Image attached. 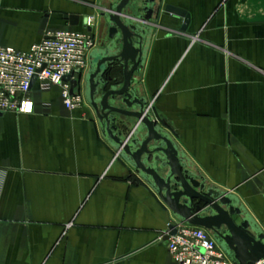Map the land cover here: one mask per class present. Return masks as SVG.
Returning a JSON list of instances; mask_svg holds the SVG:
<instances>
[{
  "label": "crops",
  "instance_id": "0c3cea01",
  "mask_svg": "<svg viewBox=\"0 0 264 264\" xmlns=\"http://www.w3.org/2000/svg\"><path fill=\"white\" fill-rule=\"evenodd\" d=\"M145 1L130 0L124 14ZM116 2L0 0V48L27 51L46 32L83 29L94 17L87 31L98 57L103 11ZM167 5L190 16L185 31ZM156 8L130 90L185 169L231 199L241 210L233 219H246L249 235L252 228L264 235V0H156ZM94 56L79 77L81 108L67 110L53 88L31 92V114L0 113V264H176L164 236L179 220L86 103ZM110 67L111 86L120 87L124 71ZM112 116L116 133L130 140L135 119Z\"/></svg>",
  "mask_w": 264,
  "mask_h": 264
},
{
  "label": "water",
  "instance_id": "95a60500",
  "mask_svg": "<svg viewBox=\"0 0 264 264\" xmlns=\"http://www.w3.org/2000/svg\"><path fill=\"white\" fill-rule=\"evenodd\" d=\"M114 5L103 11L106 44L101 46L98 57L91 53L90 72L84 79L85 100L94 110L106 138L125 157L131 167L151 183L160 200L176 215L179 223L201 227L210 231L219 246L233 264H264V235L252 228L254 236L248 234L250 223L244 219L236 224L233 217L241 216V210L232 205L224 194L205 188L185 169L170 138L156 125L146 112V103L131 92L132 76L143 63L145 40L150 34V21L154 16L156 0L141 2L137 16L124 14L130 0H115ZM164 11L183 20L181 31H185L190 16L182 9L165 6ZM69 25H79L78 16H66ZM46 18L43 20V24ZM124 71L121 86L109 75L110 66ZM80 78H64L70 84V94L80 90ZM34 81V80H33ZM102 92V95H100ZM116 101L121 107L116 106ZM112 115L133 118L136 121L133 136L124 140L116 133ZM145 130V134H139ZM152 145V146H151ZM158 170H166L164 177ZM204 215V216H203ZM174 225L169 226L168 236L175 234Z\"/></svg>",
  "mask_w": 264,
  "mask_h": 264
},
{
  "label": "built area",
  "instance_id": "2783aa9c",
  "mask_svg": "<svg viewBox=\"0 0 264 264\" xmlns=\"http://www.w3.org/2000/svg\"><path fill=\"white\" fill-rule=\"evenodd\" d=\"M94 21V17H88L83 29L48 31L27 51L0 48V113L31 114V92L53 88L59 89L61 103L67 110L81 108L84 99L80 94H70V84L64 78L77 80L87 68L89 56L96 48L94 36L87 31ZM174 227L175 234L168 236L166 247L176 264H233L210 231L185 223Z\"/></svg>",
  "mask_w": 264,
  "mask_h": 264
},
{
  "label": "flooded vegetation",
  "instance_id": "af4514ba",
  "mask_svg": "<svg viewBox=\"0 0 264 264\" xmlns=\"http://www.w3.org/2000/svg\"><path fill=\"white\" fill-rule=\"evenodd\" d=\"M141 13V11L139 10V11H137L136 13H134V16H137V15H139ZM213 235V234H212Z\"/></svg>",
  "mask_w": 264,
  "mask_h": 264
}]
</instances>
